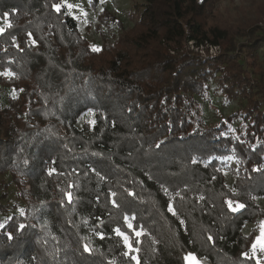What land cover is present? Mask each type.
Returning <instances> with one entry per match:
<instances>
[{
	"label": "trees",
	"instance_id": "trees-1",
	"mask_svg": "<svg viewBox=\"0 0 264 264\" xmlns=\"http://www.w3.org/2000/svg\"><path fill=\"white\" fill-rule=\"evenodd\" d=\"M219 1L146 0L129 28L103 9L101 25L122 31L93 51L63 0H0L12 25L0 34V86L22 90L0 103V175L11 174L25 202L0 230V264H136L116 227L140 264H187L190 252L210 264H263L252 253L255 232L243 229L264 217L255 202L264 196V0H245L236 16ZM188 41L222 51L202 57ZM211 78L226 98L246 102L206 124L197 95L209 94ZM89 109L95 126L79 128ZM228 156L238 162L235 190L219 160ZM7 187L1 179L0 211ZM229 199L246 207L233 212ZM125 215L143 227L139 240Z\"/></svg>",
	"mask_w": 264,
	"mask_h": 264
},
{
	"label": "rangeland",
	"instance_id": "rangeland-1",
	"mask_svg": "<svg viewBox=\"0 0 264 264\" xmlns=\"http://www.w3.org/2000/svg\"><path fill=\"white\" fill-rule=\"evenodd\" d=\"M145 2L146 0H101L100 5L94 9L89 0H63V3L68 6L69 12L78 20L79 30L92 42V45L95 48H101L105 39L114 43L122 31V29L115 23L101 25L99 19L100 11L108 9L111 13L115 14L122 20L125 28H129L134 25L135 20L139 16V12H136L135 10H142V6ZM246 3L245 0H220L217 5L220 9L236 16L243 12L242 8L245 7ZM69 5H71V7H69ZM8 24V20L0 16V26L6 27ZM260 24L263 28L260 31V33H262L264 32V23L261 22ZM243 42H245L244 38H238L236 46ZM185 49L202 57H216L221 53L222 46L211 44L197 46L193 41H188ZM171 52L175 53V51ZM258 53L260 55L259 59L264 68V49L259 48ZM5 72L8 73L9 71ZM258 75L264 80V69ZM21 93L22 90L14 89L6 85L0 86L1 105H7L12 97H19ZM197 100L203 108V118L206 124H215L221 119L240 111L246 102L245 99L240 96L226 98L222 90L218 87L215 78H211L209 81V94L204 96L197 95ZM93 119L95 120V111L94 113L86 111L78 119L77 125L79 128H83L85 122H90ZM241 121L242 116H237L233 120L231 128L239 126ZM60 128L64 129L63 125H60ZM219 160L222 162V170L225 175L227 186L232 190H235L234 182L238 169L236 158L234 156H228L219 158ZM1 179L8 185L6 188L8 196L2 201L6 210L0 211V223L5 224L7 219L13 214L21 213L20 210L24 208L25 202L18 197L19 187L12 181L10 173H6L2 176L0 175V180ZM24 180L26 181L28 178L26 177ZM26 187L27 189H30L31 185L26 184ZM255 202L264 210V196H256ZM128 222H131V220ZM262 229H264V217H258L256 221L246 223L243 231L247 235L251 232H255L256 236H258ZM252 253L264 264V250L258 248L255 253L252 250ZM198 260L200 261V264H210V261L205 257L201 259L198 258Z\"/></svg>",
	"mask_w": 264,
	"mask_h": 264
},
{
	"label": "snow or ice",
	"instance_id": "snow-or-ice-1",
	"mask_svg": "<svg viewBox=\"0 0 264 264\" xmlns=\"http://www.w3.org/2000/svg\"><path fill=\"white\" fill-rule=\"evenodd\" d=\"M53 7H54V9L57 12H60L61 9H62V5L59 4V3L54 4ZM69 7H71V5H69ZM9 15L10 14L7 13V12H5L3 14V16L5 18L9 17ZM11 26H12L11 23H9L8 27H11ZM5 31H6V28L3 27V26H0V34H3ZM28 35L31 37V33H29ZM13 39H15V37ZM100 50L101 49H99V48H95V47L93 48V51H100ZM5 74L6 75H13V73H11L10 71L8 73H5ZM88 111L94 113L93 109H89ZM105 119H106V117H105ZM95 123H96V121L94 119L92 121H90V125L93 126V127L95 126ZM259 170H260L259 167L254 169V171H259ZM73 187H75V186L73 185ZM111 195L114 197L116 194L115 193H111ZM66 196H67L68 202L71 203V201H72V193L68 192V193H66ZM226 203H227L228 208L231 211H233V212L241 211V210H243L246 207V205H244L243 203H240L239 201H233L231 199L227 200ZM113 204L115 205V201H113ZM20 211H21V215H23L24 214V210L21 209ZM169 211L172 212L173 215H175V210L172 207L171 203L169 204ZM124 219L127 222L130 219L131 220H135V217L133 216V217L130 218L127 215H125ZM5 227H6L5 224L0 223V230H3ZM27 227H28V225H26L24 223H20V224L17 225V229L19 231H23ZM127 228L132 231V233L137 238V240H139V238L142 237L145 234L144 230H143V227L141 226L140 228H137V226L134 223L128 222L127 223ZM114 231H115V233L118 236L122 237L123 242H124V244L126 245V247L128 249V254L132 257V259H134L136 261V264H140L138 256L132 255L134 252L138 253L139 249L135 247V245L132 242V239L129 236V234L127 232L121 230L120 227H116L114 229ZM7 238L8 239H13L14 238L11 232L7 233ZM100 238L101 239L104 238V234L103 233H100ZM209 239H211V237H209ZM251 247H252V250H253L254 253L257 251L258 248L260 250H264V229L261 230L260 235L255 237V241H254V243H252ZM84 250L86 252H90L91 251V249L88 247L87 244L84 245ZM243 255L245 257H247L248 253L245 252V253H243ZM184 259L187 262V264H200V261L198 260L197 256L194 253H191V252L187 253L185 255ZM257 259H258V257H257Z\"/></svg>",
	"mask_w": 264,
	"mask_h": 264
}]
</instances>
